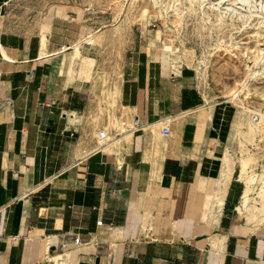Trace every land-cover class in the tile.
Wrapping results in <instances>:
<instances>
[{"label":"crops","instance_id":"obj_1","mask_svg":"<svg viewBox=\"0 0 264 264\" xmlns=\"http://www.w3.org/2000/svg\"><path fill=\"white\" fill-rule=\"evenodd\" d=\"M9 2L0 0V264H264V224L240 220L249 201L230 153L237 121L205 103L196 72L139 29L115 89L117 117L138 125L99 139L107 106L93 94L109 86L77 70L79 56L69 69L83 36L71 35L70 11H51L42 48L40 32L9 29Z\"/></svg>","mask_w":264,"mask_h":264},{"label":"rangeland","instance_id":"obj_2","mask_svg":"<svg viewBox=\"0 0 264 264\" xmlns=\"http://www.w3.org/2000/svg\"><path fill=\"white\" fill-rule=\"evenodd\" d=\"M252 3L253 16L250 17L244 12L248 6L239 8L238 3H218L217 0H17L9 2L6 19L12 32L30 36L40 32L51 11L59 8L70 11L77 22L71 28V35L75 36L77 29L83 35L81 42L78 41L82 44L77 70H87L90 75L95 72V76L98 73L109 86V93L93 94L96 102L107 106L104 110L107 122L98 124L95 131L106 133L119 132L127 124L131 127V121L123 118L124 113L120 117L116 115L115 89L120 62L135 32L139 29L154 31L159 52L177 65L192 68L203 95L226 107L240 126L239 131L231 127L230 153L237 160L238 171L240 160L247 159L240 181L246 176L255 179L240 220L248 226H260L264 224V195H260L264 185V59L260 62L258 59L260 50L264 49V14L260 12L264 0ZM228 6L238 12H229ZM201 8L213 15L210 22L199 13ZM177 9L179 14L175 13ZM217 14L222 16L218 20ZM90 35L92 42L88 43L84 39ZM166 43L172 44V53L162 50ZM232 48L233 53H230ZM68 51L73 52V49ZM97 81L95 77L94 86L98 85ZM243 81L250 89L247 98L240 94L235 103L223 98ZM102 113L97 109L94 120L101 119ZM240 114L255 116L256 121L239 118Z\"/></svg>","mask_w":264,"mask_h":264},{"label":"bare ground","instance_id":"obj_3","mask_svg":"<svg viewBox=\"0 0 264 264\" xmlns=\"http://www.w3.org/2000/svg\"><path fill=\"white\" fill-rule=\"evenodd\" d=\"M10 2H15V1H17V0H9ZM192 1V0H191ZM218 1V3L219 2H223V1H230V3H238L240 6H239V8H242V7H247L246 8V10L244 11V12H247V14H249L250 15V17H252L253 15H252V10H250L251 9V3L253 2V0H217ZM156 3V2H155ZM256 3V2H255ZM253 4V3H252ZM254 5V4H253ZM202 7V6H201ZM225 8H226V6H224ZM229 7H230V9H229ZM227 9L229 10V12H232V13H236V12H238V11H236V9L234 8V7H231V6H228L227 7ZM244 10V9H243ZM242 10V11H243ZM260 12H262V14H264V5L262 6H260ZM175 13L176 14H179V11H178V9L175 11ZM199 13L202 15V16H204V19L206 20V22L208 23V22H210V20L213 18V15L212 14H210V13H206V12H204L203 11V9L201 8V10L199 11ZM240 13V12H239ZM207 14V15H206ZM244 14V13H243ZM246 14V13H245ZM181 15V14H180ZM255 15V14H254ZM236 16V15H235ZM260 16V15H259ZM222 16L221 15H219V14H217L216 16H215V18H216V20H218V19H220ZM264 22V21H263ZM45 29H46V27L43 25V26H41V28H40V36H41V43H42V48H43V46H45V44H46V35H45ZM92 35V34H91ZM87 36L84 40L85 41H87L88 43H91L92 42V36ZM81 42V41H80ZM80 42H78V43H76V44H73L72 46H70V48L71 49H73V52H71V56H72V59H73V61L72 60H70V62H69V69H70V66L73 64V62H74V59L76 58V57H78L79 55H80V46H81V44L82 43H80ZM259 46H260V44H259ZM233 47V46H232ZM234 49H236V47L234 48ZM249 49V48H248ZM162 50H164V51H166V52H170V53H172V44L171 43H166V44H164V46H163V49ZM248 51H250V50H248ZM259 51V50H258ZM261 52L259 53V55L261 56H259L260 58L258 59V61L260 62L261 60H263L264 59V49H261L260 50ZM230 53H233V48L230 50ZM235 54V53H234ZM234 54H232V56L233 57H237V56H234ZM252 56V55H251ZM258 62V63H259ZM255 65V64H254ZM201 66V65H200ZM226 66V65H225ZM247 66V65H246ZM248 68V67H247ZM197 72H198V70H197ZM199 73V72H198ZM250 73V72H249ZM249 91H250V89H249V86L247 85V84H245V82L243 81L242 83L240 82L239 84H238V86L234 89V90H232V91H230V92H228V94H226V95H224V99H227L228 101H230V102H233V103H235V101L238 99V97H239V95L241 94V95H243L242 97H248L249 96ZM203 97H204V101H205V103H208L209 102V99H208V97L207 96H205V95H203ZM247 112H249V110H246ZM239 113V112H238ZM239 118H242V119H246L247 117H248V119L250 120V121H252L253 120V116H249V114L247 115V116H245V115H242V114H240L239 116H238ZM244 117V118H243ZM263 118H261V120H262ZM122 129V128H121ZM120 129V130H121ZM239 129H240V126L237 124V123H235L234 125H233V130L234 131H239ZM124 131V130H123ZM98 134H99V132H98ZM246 165H247V159L246 158H242L241 160H240V171L238 172V176H240L241 177V175L243 174V172H244V170H245V168H246ZM254 177H252V176H246V178H245V180H244V184H245V189H244V192H243V195H242V200H241V205H243V206H245V204L249 201V198H250V194H251V185L254 183ZM264 184V183H263ZM260 195H264V185H262V188H261V190H260Z\"/></svg>","mask_w":264,"mask_h":264},{"label":"built area","instance_id":"obj_4","mask_svg":"<svg viewBox=\"0 0 264 264\" xmlns=\"http://www.w3.org/2000/svg\"><path fill=\"white\" fill-rule=\"evenodd\" d=\"M61 50H64V47H61ZM252 121H256V117L255 116H253V120ZM137 125H138V120L134 119L133 122H132L131 130H135ZM162 131H163V134H167L168 133V129L167 128H164ZM98 137H99V139L104 140V139H106L107 136H106V133L104 131H99ZM100 223H101L100 221L97 222L98 225ZM77 242H78V239H75V243H77ZM67 248L68 247H67L66 244H62L60 246L61 250H66Z\"/></svg>","mask_w":264,"mask_h":264}]
</instances>
